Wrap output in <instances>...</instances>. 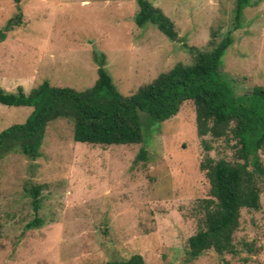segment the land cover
Masks as SVG:
<instances>
[{
    "label": "rangeland",
    "instance_id": "obj_1",
    "mask_svg": "<svg viewBox=\"0 0 264 264\" xmlns=\"http://www.w3.org/2000/svg\"><path fill=\"white\" fill-rule=\"evenodd\" d=\"M148 1L174 25V41L151 24H134L136 0H0V31L22 13L0 42V88L28 94L47 81L83 91L96 81L103 55L104 69L127 97L175 64H190L184 46L210 50L209 41L227 32L234 42L221 75L238 95L264 88V0H250L238 26L236 0ZM31 112L0 104V132ZM138 114L144 144L77 143L73 123L58 119L47 126L38 159L13 153L0 160V264H107L133 254L146 264H221L212 251L188 260L186 249L203 197L201 141L215 159L232 152L220 140L197 137L189 102L161 123ZM259 156L264 163V150ZM29 185L42 187L41 224L32 229L25 228L35 217ZM243 243L256 252L240 250ZM234 244L238 253L224 255L229 264H264V189L258 210L241 211Z\"/></svg>",
    "mask_w": 264,
    "mask_h": 264
},
{
    "label": "trees",
    "instance_id": "obj_2",
    "mask_svg": "<svg viewBox=\"0 0 264 264\" xmlns=\"http://www.w3.org/2000/svg\"><path fill=\"white\" fill-rule=\"evenodd\" d=\"M19 0H16L18 2ZM138 11L134 24H151L169 40L177 33L174 25L148 0H136ZM250 0H236L234 24L239 25ZM22 13L19 10L3 30L14 29ZM209 41L210 50L184 48L192 55L190 64L177 63L143 85L130 96L118 92L112 78L104 69V56L99 58L97 79L83 91L54 87L44 81L24 94L21 87L15 93L0 88V104L31 107L24 123L14 124L0 132V160L18 153L35 161L41 156V145L47 126L58 119L73 123L74 142L89 146L144 144L139 112L149 116L150 122L161 123L176 115L182 104L194 107L195 131L198 138L220 140L232 152L229 158L210 156V145L203 139L205 151L200 164L201 191L197 231L187 239L186 256L193 260L212 251L221 264H229L226 254H236L235 234L240 226L241 211L258 210L264 189V163L259 153L264 150V88L253 87L248 94L238 95L234 86L221 75L226 51L234 39L230 32ZM150 124V123H149ZM152 125V124H150ZM143 147L139 157L145 159ZM40 185H29L25 192L31 199L34 219L26 225L32 229L41 224L37 217L40 208ZM247 254L256 251L250 243H243ZM107 264H146L143 257L133 254Z\"/></svg>",
    "mask_w": 264,
    "mask_h": 264
}]
</instances>
